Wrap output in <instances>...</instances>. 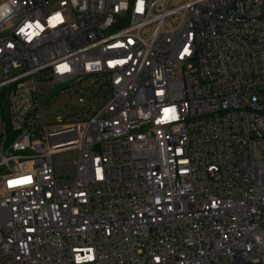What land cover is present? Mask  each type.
Listing matches in <instances>:
<instances>
[{
	"label": "built area",
	"instance_id": "2783aa9c",
	"mask_svg": "<svg viewBox=\"0 0 264 264\" xmlns=\"http://www.w3.org/2000/svg\"><path fill=\"white\" fill-rule=\"evenodd\" d=\"M172 1L0 2V264H264V0Z\"/></svg>",
	"mask_w": 264,
	"mask_h": 264
},
{
	"label": "rangeland",
	"instance_id": "374dc122",
	"mask_svg": "<svg viewBox=\"0 0 264 264\" xmlns=\"http://www.w3.org/2000/svg\"><path fill=\"white\" fill-rule=\"evenodd\" d=\"M2 0H0L1 2ZM189 0H173L171 3L172 8H177ZM175 20H167L164 24V29H170L174 25ZM70 93L65 92L61 94L62 86H54L50 91L44 94V110L49 109L51 116L59 115L61 112H65L70 114L74 112L76 115L81 114L82 108L77 103V100L80 96L86 98L85 105L89 106V100L92 99V96L95 97V103L99 104L102 96H106V91L104 86L101 85L100 81L95 82L94 78H85L80 83H74L72 86L67 88ZM55 117V116H54ZM52 117V119H54ZM74 153L72 151H65L55 155L52 159L54 169L57 173L61 174L60 182L67 183L68 178L67 175L70 173V167L67 165L69 161L72 159V155Z\"/></svg>",
	"mask_w": 264,
	"mask_h": 264
},
{
	"label": "snow or ice",
	"instance_id": "6c2138e0",
	"mask_svg": "<svg viewBox=\"0 0 264 264\" xmlns=\"http://www.w3.org/2000/svg\"><path fill=\"white\" fill-rule=\"evenodd\" d=\"M55 19H56V20H59V19H60L59 15H57V16L55 17ZM37 27H39V25H37ZM187 51H188V49L186 48V49H185V52H187ZM172 111L175 112L174 109H173ZM173 118H175V117H173Z\"/></svg>",
	"mask_w": 264,
	"mask_h": 264
}]
</instances>
